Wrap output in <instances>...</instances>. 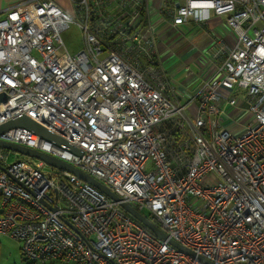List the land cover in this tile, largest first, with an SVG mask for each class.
Returning <instances> with one entry per match:
<instances>
[{
  "label": "built area",
  "instance_id": "obj_1",
  "mask_svg": "<svg viewBox=\"0 0 264 264\" xmlns=\"http://www.w3.org/2000/svg\"><path fill=\"white\" fill-rule=\"evenodd\" d=\"M208 9L233 38L213 41L211 69L182 101L157 30ZM0 94V125L25 115L77 151L23 126L0 140L94 177L166 235L76 174L0 147V234L24 258L264 264V0H18L0 16Z\"/></svg>",
  "mask_w": 264,
  "mask_h": 264
},
{
  "label": "crops",
  "instance_id": "obj_2",
  "mask_svg": "<svg viewBox=\"0 0 264 264\" xmlns=\"http://www.w3.org/2000/svg\"><path fill=\"white\" fill-rule=\"evenodd\" d=\"M18 0H0V16ZM224 16L212 9L204 11V21L184 25L163 24L158 28V58L167 76L175 84L176 97L184 100L193 91L204 72L211 69L209 52L213 41L231 44L232 35L224 29Z\"/></svg>",
  "mask_w": 264,
  "mask_h": 264
},
{
  "label": "water",
  "instance_id": "obj_3",
  "mask_svg": "<svg viewBox=\"0 0 264 264\" xmlns=\"http://www.w3.org/2000/svg\"><path fill=\"white\" fill-rule=\"evenodd\" d=\"M2 99H4V94H0V100H2ZM13 126H23V127L29 128V129L33 130L34 132L40 134L41 136L47 138V139H53L57 143H61V144L65 145V146H67L73 150H76L69 143H67L65 140H63L60 137H58L57 135L53 134L52 132L47 130L45 127L41 126L39 123L35 122L34 120L30 119L29 117H27L25 115L16 116V117L4 122L3 124H1L0 125V133L2 131H4L5 129L11 128ZM0 147L6 148V149H11L14 151H18L19 153H23L26 155H30L33 157L40 158V159H43L44 161H46L47 163H49L51 165L66 169V170L76 174L77 176H79L83 180L91 183L92 185H94L95 187H97L98 189L103 191L106 195H108L112 199H114L116 201H120L119 197L115 193H113L106 185H104L103 183H101L100 181L95 179L94 177L86 174L85 172L69 165L68 163H66L65 161H63L59 158H56L54 156H51L47 153H44V152H41V151H38L35 149H31V148L26 147V146L14 144V143H9V142L3 141V140H0ZM120 205L129 214H131L135 219H137L139 222H141L143 225H145L147 228H149L156 236H158L160 238H166V235L157 227V225L154 224L151 220H149L144 214L137 211L131 205H129L125 202L120 201ZM170 242L172 244H175L179 248L186 250L184 247L177 244L176 242H174V241H170Z\"/></svg>",
  "mask_w": 264,
  "mask_h": 264
},
{
  "label": "rangeland",
  "instance_id": "obj_4",
  "mask_svg": "<svg viewBox=\"0 0 264 264\" xmlns=\"http://www.w3.org/2000/svg\"><path fill=\"white\" fill-rule=\"evenodd\" d=\"M155 4L159 3V0H154ZM61 38L66 47L70 51H76L82 46V40L80 30L76 24H68L61 31ZM159 39V38H158ZM23 157L22 154L10 153L9 161L11 162L15 157ZM40 159L31 158V162H38ZM44 168H53L52 165L45 163ZM147 216L148 213L143 211ZM0 264H34L30 260L23 257L21 253V243L17 240L10 238L7 235L0 234Z\"/></svg>",
  "mask_w": 264,
  "mask_h": 264
}]
</instances>
